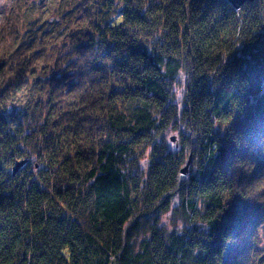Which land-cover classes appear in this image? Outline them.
Segmentation results:
<instances>
[{
    "label": "trees",
    "instance_id": "1",
    "mask_svg": "<svg viewBox=\"0 0 264 264\" xmlns=\"http://www.w3.org/2000/svg\"><path fill=\"white\" fill-rule=\"evenodd\" d=\"M20 2L0 35V264H264V0ZM175 192L183 229L138 239Z\"/></svg>",
    "mask_w": 264,
    "mask_h": 264
},
{
    "label": "rangeland",
    "instance_id": "2",
    "mask_svg": "<svg viewBox=\"0 0 264 264\" xmlns=\"http://www.w3.org/2000/svg\"><path fill=\"white\" fill-rule=\"evenodd\" d=\"M20 3H21L20 0H0V35L3 32H5L12 24L15 12L18 6L20 5ZM60 20L61 18L58 17L57 14H53V17L50 20L51 23L48 24V27L56 26L57 24L60 23ZM185 79L186 76L184 74H181L174 86V102L178 105L180 111L184 107L183 98L185 94ZM177 122L179 125V129L177 130L170 129L165 134L166 147L171 152H177L180 149V142H181L180 134L181 132H187L185 129V123L180 119V115L177 118ZM173 136L175 137V141L171 140ZM150 152H151V147L147 149L144 156L139 160L140 173L144 175L146 174L150 164V157H149ZM187 152L189 156V151ZM190 159H191L190 170L192 173H195L197 170V161H195L193 157H190ZM28 164L30 167L42 166L40 163L37 162V160L34 157H31L29 159ZM179 203H180L179 194L175 192L171 197V201L169 205L170 209L167 213H161L156 211L154 212V215H147L143 217L142 219H144L143 222L145 223L142 224L137 238L142 239L146 235L149 225L153 224L154 222V218H159V224H158L159 227H165L168 230H172L175 228L183 229L184 222L181 220L178 214ZM223 259L225 261L226 256H224Z\"/></svg>",
    "mask_w": 264,
    "mask_h": 264
},
{
    "label": "water",
    "instance_id": "3",
    "mask_svg": "<svg viewBox=\"0 0 264 264\" xmlns=\"http://www.w3.org/2000/svg\"><path fill=\"white\" fill-rule=\"evenodd\" d=\"M236 10H238L242 5L247 2H254L255 0H227ZM172 141H175V137L171 138ZM27 160H19L15 163L12 169V175H16L18 171L26 164ZM191 159L188 160L185 166L180 170V173L187 174L190 167Z\"/></svg>",
    "mask_w": 264,
    "mask_h": 264
},
{
    "label": "built area",
    "instance_id": "4",
    "mask_svg": "<svg viewBox=\"0 0 264 264\" xmlns=\"http://www.w3.org/2000/svg\"><path fill=\"white\" fill-rule=\"evenodd\" d=\"M180 177L183 178V177H185V175L184 174H180Z\"/></svg>",
    "mask_w": 264,
    "mask_h": 264
}]
</instances>
